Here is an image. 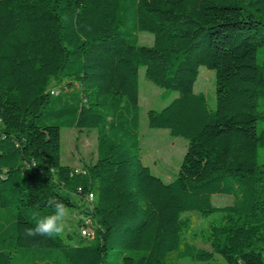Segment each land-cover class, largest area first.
<instances>
[{"label": "trees", "instance_id": "obj_1", "mask_svg": "<svg viewBox=\"0 0 264 264\" xmlns=\"http://www.w3.org/2000/svg\"><path fill=\"white\" fill-rule=\"evenodd\" d=\"M148 1L0 0V264H264V0ZM202 62L215 109L194 90ZM141 67L164 100L179 93L148 113L188 141L168 183L140 155ZM63 129H98L96 163L63 164ZM51 200L83 208L90 243L24 236ZM193 212L220 216L210 250L186 237Z\"/></svg>", "mask_w": 264, "mask_h": 264}, {"label": "rangeland", "instance_id": "obj_2", "mask_svg": "<svg viewBox=\"0 0 264 264\" xmlns=\"http://www.w3.org/2000/svg\"><path fill=\"white\" fill-rule=\"evenodd\" d=\"M153 2H170L179 6L200 7L215 3V0H149ZM154 36L149 32L140 33L139 44L141 46H152ZM259 61H264V48L258 54ZM145 67L140 69V155L143 163L149 166L154 175L159 176L164 182L173 181L179 174L184 155L188 148V141L181 137H174L167 129L151 128L149 125L148 113L150 110H162L170 101L179 96L174 92L169 100H164L162 94L165 89L148 80L145 76ZM196 93H204L211 109L216 107V75L215 71L208 68L205 63L198 65L197 77L194 82ZM261 126V125H260ZM62 136V162L76 169H82L85 165L96 163L98 158V129H63ZM261 164H264V149L260 148ZM235 198L231 195L217 194L213 196V205L225 207L232 205ZM83 208L68 209V216L65 221V230L62 237L70 240L73 244L91 242L89 238L83 237L80 233L78 220L81 217ZM193 222L192 230L186 234L189 241L200 248L210 250L206 237L208 228L212 221H217L219 215H212L204 218L198 212L184 215ZM217 261L223 262L217 257ZM179 264H214L206 262H192L190 259H183Z\"/></svg>", "mask_w": 264, "mask_h": 264}, {"label": "clouds", "instance_id": "obj_3", "mask_svg": "<svg viewBox=\"0 0 264 264\" xmlns=\"http://www.w3.org/2000/svg\"><path fill=\"white\" fill-rule=\"evenodd\" d=\"M49 204L54 207L52 214L39 218L34 227H25L24 236L52 238L65 230V221L69 214L67 207L58 200H51Z\"/></svg>", "mask_w": 264, "mask_h": 264}, {"label": "built area", "instance_id": "obj_4", "mask_svg": "<svg viewBox=\"0 0 264 264\" xmlns=\"http://www.w3.org/2000/svg\"><path fill=\"white\" fill-rule=\"evenodd\" d=\"M54 93L55 92H52V94H54ZM93 199H94L93 195L90 194L89 197H88V200H89V203L91 205V209H92V203H93L92 201H93ZM80 228H81L80 233H81L82 236H86V237H89V238H94V236H95L94 221L90 217H85L84 218V222H83V224H82V226Z\"/></svg>", "mask_w": 264, "mask_h": 264}]
</instances>
